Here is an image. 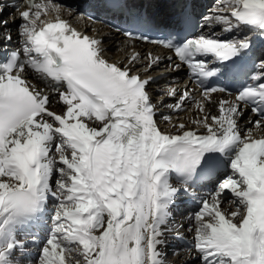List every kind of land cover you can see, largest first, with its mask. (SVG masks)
Wrapping results in <instances>:
<instances>
[{"label": "snow or ice", "instance_id": "snow-or-ice-1", "mask_svg": "<svg viewBox=\"0 0 264 264\" xmlns=\"http://www.w3.org/2000/svg\"><path fill=\"white\" fill-rule=\"evenodd\" d=\"M221 3L227 11L206 21L229 33L240 26L264 33V0ZM103 6L129 25L126 36L168 49L172 71L188 70L202 87V115L195 128H161L149 91L155 78L147 75L160 57L148 52L141 74L139 52L110 62L102 41L62 18L60 4L26 0L23 10L14 5L11 22L0 4V45L13 39L10 23L21 44L0 49V264H165L177 201L195 197L194 187L213 176L212 191L187 217L189 251L198 264H264V134L254 135L264 129V55L248 56V37L183 36L190 15L183 10L165 23L127 0ZM162 26L172 29L162 40L140 32ZM29 69L50 81V93L29 82ZM240 74L248 82L235 98L218 101L216 115L206 112L204 102L228 90L205 81ZM167 94L178 96L169 106L176 110L192 98L187 85ZM54 96L60 112L51 108ZM248 109L255 118L241 128Z\"/></svg>", "mask_w": 264, "mask_h": 264}, {"label": "bare ground", "instance_id": "bare-ground-1", "mask_svg": "<svg viewBox=\"0 0 264 264\" xmlns=\"http://www.w3.org/2000/svg\"><path fill=\"white\" fill-rule=\"evenodd\" d=\"M59 0H51L53 4L57 3ZM92 3V0H60V5L64 7L63 15L69 16L73 18L75 13H82L86 10L87 6ZM201 8H205L206 12L205 14H200V16L205 17L206 15H209L208 12H210V15L213 16L216 14L215 8H219V6L209 7V2H204L200 4ZM72 10V14L68 15V10ZM7 20L11 22L13 16H10L9 13H7ZM213 23V22H212ZM13 30L12 36L13 39L9 45L12 44H20V38L17 35V29L15 25H11ZM97 30L101 32L103 35L102 45L104 49V56L108 58V54H111V48L117 49L118 55H113V61L118 62L122 61L124 63H127V60L125 59L126 56L130 55L132 51L139 52L141 54L140 60L137 61V64H146V57L147 53L149 52V48L146 45L143 44H132L128 42L126 39L122 38L121 35L117 34L116 32H112L106 25H98ZM110 36V37H109ZM110 38L107 40V38ZM3 46V45H0ZM133 47V49L130 51L129 48ZM154 56V55H153ZM161 64H163L164 68H166L165 74L161 77L157 78L155 80V87L150 89V92L152 93V96L155 97L156 95L159 97L162 96V101L165 102L164 111L161 116H157V121L161 128L168 130V127H172L173 124L178 123H185L188 127L195 128L196 125L192 123L194 119L197 118V116L201 113L197 110V104L196 102L201 100V96L194 99V100H187L184 105L182 106L181 110H176L172 107H169L170 105H174L177 102L176 97H170L168 96V91L171 88H176L179 90V88L182 85H187L188 88H190L193 83L189 82V76L186 74L185 67H181L179 71H172L169 72L167 69L170 66L168 60H161ZM160 69H154L152 71H148L147 74H156L158 73ZM141 73H145V70L139 69ZM28 73L30 76L33 77L34 81L38 83V88H41V86L49 87V92H51L50 87V81H46L39 77L36 73L32 72L31 70H28ZM162 89V91L160 90ZM55 97V96H54ZM53 97V98H54ZM205 111L210 112L213 115H216L218 113V99L212 95L211 101H205ZM53 106L56 108L57 112H60L58 109L62 108L57 103V99L55 98V103ZM247 112L245 111L244 115ZM243 115V116H244ZM199 116V117H200ZM198 117V118H199ZM251 117V114H248L247 117H242L239 121H246V125L248 124L249 118ZM253 117L252 119H254ZM245 125V126H246ZM260 134H258L259 136ZM213 179L212 180L213 183ZM209 193V191L206 189V186L201 187V190L198 192V195L196 198H191V201H188V196L185 195L181 199H179L176 203V206L173 209L172 217L169 221L168 228L169 231L166 232V244L163 246V252H164V261L165 264H198V262L195 260L196 253L194 251H189L192 244V237L193 233L189 231V222H188V215L191 211H193L196 207V201H198L200 196L206 195ZM225 206H229L228 203H224L223 208ZM225 209V208H224ZM181 220H177V219ZM180 243V247L178 246ZM176 252H180V258L177 260V262H172L171 260H167L165 258V255L171 249H174ZM179 248V249H178ZM169 249V250H168ZM28 251L30 253H35V247L28 248Z\"/></svg>", "mask_w": 264, "mask_h": 264}, {"label": "rangeland", "instance_id": "rangeland-1", "mask_svg": "<svg viewBox=\"0 0 264 264\" xmlns=\"http://www.w3.org/2000/svg\"><path fill=\"white\" fill-rule=\"evenodd\" d=\"M211 192V191H210ZM227 203V202H226ZM225 209L224 210H235V206L234 205H229V206H225L224 207ZM177 220H181L180 218L179 219H177ZM179 247L181 246L180 245V243H179V245H178ZM179 249V248H178ZM169 250V249H168ZM175 250V248L174 249H171V251H169L168 253H167V255H165V258L167 259V260H171L172 262H177V260L180 258V252H176V251H174Z\"/></svg>", "mask_w": 264, "mask_h": 264}]
</instances>
